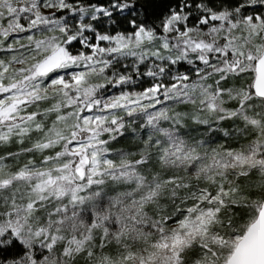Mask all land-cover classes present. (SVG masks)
I'll return each instance as SVG.
<instances>
[{"label":"snow or ice","instance_id":"6c2138e0","mask_svg":"<svg viewBox=\"0 0 264 264\" xmlns=\"http://www.w3.org/2000/svg\"><path fill=\"white\" fill-rule=\"evenodd\" d=\"M81 261L264 264V0H0V264Z\"/></svg>","mask_w":264,"mask_h":264},{"label":"trees","instance_id":"16d2710c","mask_svg":"<svg viewBox=\"0 0 264 264\" xmlns=\"http://www.w3.org/2000/svg\"><path fill=\"white\" fill-rule=\"evenodd\" d=\"M158 5H163L165 3H167V0H156ZM184 67H187L186 65ZM178 110H183V106L178 105L177 106ZM230 122H225V128H227V125ZM203 137L205 139H207V133L203 134ZM215 139V143H213L212 146H216L217 143H223L226 146H238L239 143H242L243 140L242 138L238 141L236 138H232V139H228L226 137H224L223 135V130H221V132L214 138ZM138 141H136L133 137L131 136H126L125 138L121 139L119 141V143H116L114 146L116 148H124V149H135V146L137 144ZM15 150V149H13ZM253 179H256V177H253ZM81 264H83V262L81 261Z\"/></svg>","mask_w":264,"mask_h":264}]
</instances>
